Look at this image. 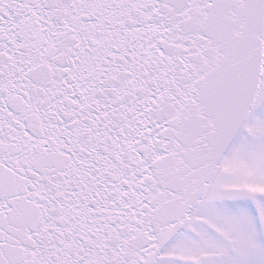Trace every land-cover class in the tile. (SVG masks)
Masks as SVG:
<instances>
[{"label": "snow or ice", "instance_id": "1", "mask_svg": "<svg viewBox=\"0 0 264 264\" xmlns=\"http://www.w3.org/2000/svg\"><path fill=\"white\" fill-rule=\"evenodd\" d=\"M0 264H264V0H0Z\"/></svg>", "mask_w": 264, "mask_h": 264}]
</instances>
